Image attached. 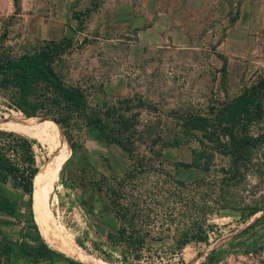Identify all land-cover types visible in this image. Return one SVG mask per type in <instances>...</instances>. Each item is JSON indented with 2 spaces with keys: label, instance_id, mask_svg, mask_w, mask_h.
Returning <instances> with one entry per match:
<instances>
[{
  "label": "rangeland",
  "instance_id": "rangeland-1",
  "mask_svg": "<svg viewBox=\"0 0 264 264\" xmlns=\"http://www.w3.org/2000/svg\"><path fill=\"white\" fill-rule=\"evenodd\" d=\"M109 1L0 0V52L16 56L58 43L54 68L67 84L84 92L90 108L112 110L117 120L125 109L136 114L134 135L143 142L140 154L145 153V140H155V153L165 140H179L161 148L163 162L175 178L188 184V192L197 200L201 194L209 200L211 210L203 224L208 242H191L179 253L172 251V244H152L143 247L138 260H123L121 246L108 239L119 222L105 185L117 186L130 160L124 149L107 144L82 118L72 119L65 128L54 123L61 133L67 131L74 144L71 148L65 136L68 157L48 197L54 226L73 245L109 264H264V169H253L234 183L226 179L228 185L222 186V175L216 171L204 174L179 165L189 162L192 150L205 142L199 132L182 130L184 117L208 112L213 104L234 98L264 74V0L261 10H239L243 0H208L207 10H190L195 22L187 29L145 30V41L137 25L121 22L133 16L117 10H86L108 8ZM6 93L0 89V124L8 128L0 130H14L35 140V163L47 156L53 162L51 138L36 136L24 114L10 107ZM260 157L264 162V148L255 153V162ZM214 161L217 169L227 164L219 153ZM159 180L156 173H147L127 185L138 186L131 196L145 208V198L147 204L156 200L147 192L157 190ZM4 191L18 206L14 215L0 213V240L6 238L12 252L8 264H84L49 245L35 220L37 229L31 227L27 195L12 181L0 185V194ZM252 208L260 210L249 216ZM180 209L177 205L174 216ZM159 231L157 223L154 232ZM169 232H176L174 224ZM37 234L61 256L52 261L27 256L24 249L39 244ZM4 262L0 252V264Z\"/></svg>",
  "mask_w": 264,
  "mask_h": 264
},
{
  "label": "trees",
  "instance_id": "trees-1",
  "mask_svg": "<svg viewBox=\"0 0 264 264\" xmlns=\"http://www.w3.org/2000/svg\"><path fill=\"white\" fill-rule=\"evenodd\" d=\"M57 45L58 43H47L38 51H24L16 56L0 52V89L7 92L10 107L24 114L32 126L46 125L55 129L64 141L68 139L71 148H74V144L67 131L63 130L61 133L56 125L65 128L72 119L82 118L107 144H116L126 151L130 165L125 170L123 180L117 186L109 183L105 185V195L119 222L118 228L108 235V239L112 245L121 246L122 259L138 260L143 247L147 248L152 244H172V251L179 253L191 242L207 243L208 234L203 224L207 211L211 210L209 200L203 194L197 200L196 195L188 192V184L175 178L168 169V164L163 162L165 158L161 148L177 145L179 140H165L157 153L152 150L155 140H145V153L140 154L138 150L143 142H139L134 135L137 128L133 118L136 114L132 115L125 109L118 114L117 120L113 118L112 110L90 108L84 92L77 86L67 84L56 72L53 57ZM148 127L149 125H145V129ZM0 128L8 126L0 124ZM181 128L186 133L199 132L205 141L202 147L192 150L189 162L179 164L183 169H194L204 174L216 171L222 175V186L228 185L226 179H232L230 181L234 183L239 177H246L253 169L261 172L264 162L261 157L256 158L255 162L254 155L264 148V74L234 98L213 104L208 112L187 114ZM34 143L35 140L14 130H0V185L12 181L15 187L27 195L29 223L36 230L32 211L33 198L35 192L50 177L52 167L48 173L47 171L52 161L47 156L40 162L36 159L35 163ZM216 153L226 161L225 168L223 166L217 169L214 161ZM147 173H156L160 180L155 184L157 188L154 187L157 190L151 188L147 192L150 199L155 197L156 204L155 201L147 204L145 198L144 208L139 199L131 196L138 186L133 184L128 188L127 182H136ZM170 183L174 184L173 189L170 188ZM98 189L102 190V186ZM151 191L157 194L151 195ZM171 198L168 203L167 200ZM177 205L181 209L174 216ZM17 210L16 199H12L6 191L1 193L0 213L14 215ZM259 210L250 209L249 216ZM157 223L160 224V231L154 232ZM172 224L176 229L174 234L169 232ZM37 240V246L24 249V253L34 261L43 258L52 261L54 257L61 256L49 248L38 234ZM0 252L4 264H8L12 252L9 241L4 237L0 240ZM67 261L75 263L69 258Z\"/></svg>",
  "mask_w": 264,
  "mask_h": 264
},
{
  "label": "crops",
  "instance_id": "crops-1",
  "mask_svg": "<svg viewBox=\"0 0 264 264\" xmlns=\"http://www.w3.org/2000/svg\"><path fill=\"white\" fill-rule=\"evenodd\" d=\"M261 1L243 0L239 10H261ZM208 4V0H110L108 8L101 5L97 9L93 7L86 10H117L120 14L124 13L126 17L133 16L124 22L121 20V22L137 25L139 30H143L141 39L145 41L148 38L145 35V30L181 32L187 29L186 27L195 22L193 17L189 15L190 10H207ZM176 41L174 40V42Z\"/></svg>",
  "mask_w": 264,
  "mask_h": 264
},
{
  "label": "bare ground",
  "instance_id": "bare-ground-1",
  "mask_svg": "<svg viewBox=\"0 0 264 264\" xmlns=\"http://www.w3.org/2000/svg\"><path fill=\"white\" fill-rule=\"evenodd\" d=\"M31 130L38 137L44 138L49 136L51 138V155L53 156V166L51 162V166L47 171L48 173L52 167L51 175L48 180L40 187V189H37L38 192H35L32 204L34 219L41 232L42 237L52 247L58 249L61 252H64L65 254L71 255L76 260H79L85 264H109L84 252L78 246L73 245L66 239V237L62 233H60L61 231L59 232V230L54 226L52 218L53 214L49 209L48 197L53 190L54 183L57 180L59 174V170L64 161L67 159L69 151L61 135L51 127L36 125L31 126ZM42 181L40 182V184L42 183Z\"/></svg>",
  "mask_w": 264,
  "mask_h": 264
},
{
  "label": "water",
  "instance_id": "water-1",
  "mask_svg": "<svg viewBox=\"0 0 264 264\" xmlns=\"http://www.w3.org/2000/svg\"><path fill=\"white\" fill-rule=\"evenodd\" d=\"M27 117H29V116H27ZM40 118H43V119H45L46 117H40Z\"/></svg>",
  "mask_w": 264,
  "mask_h": 264
}]
</instances>
